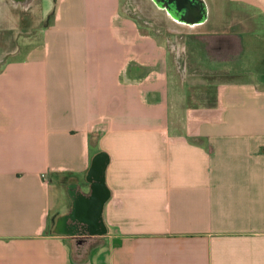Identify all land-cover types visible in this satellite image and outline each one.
Listing matches in <instances>:
<instances>
[{"label": "crops", "instance_id": "obj_1", "mask_svg": "<svg viewBox=\"0 0 264 264\" xmlns=\"http://www.w3.org/2000/svg\"><path fill=\"white\" fill-rule=\"evenodd\" d=\"M201 1L183 75L121 0L0 56V264H264V0Z\"/></svg>", "mask_w": 264, "mask_h": 264}, {"label": "rangeland", "instance_id": "obj_2", "mask_svg": "<svg viewBox=\"0 0 264 264\" xmlns=\"http://www.w3.org/2000/svg\"><path fill=\"white\" fill-rule=\"evenodd\" d=\"M153 3L151 0H121L120 15L127 19L129 28L131 27L140 34L155 33L160 35L162 42L169 49L171 58L178 60L175 62L177 72L183 75L185 57L187 56L184 52L186 49L184 37L188 35L186 31L195 28ZM0 4L6 5L0 11V56L13 50L21 41L20 38L23 34H28L32 38L30 43L37 44L39 33L50 27L59 16V5L55 9L54 0H52L50 10L45 14H43L40 0H31L16 8L11 6L9 0L4 3L0 2ZM13 16L17 18L16 26L10 24L14 19ZM168 18L173 23L169 22Z\"/></svg>", "mask_w": 264, "mask_h": 264}, {"label": "water", "instance_id": "obj_3", "mask_svg": "<svg viewBox=\"0 0 264 264\" xmlns=\"http://www.w3.org/2000/svg\"><path fill=\"white\" fill-rule=\"evenodd\" d=\"M24 5L31 0H13ZM157 6L169 11L185 23H198L206 17V8L201 0H153Z\"/></svg>", "mask_w": 264, "mask_h": 264}, {"label": "bare ground", "instance_id": "obj_4", "mask_svg": "<svg viewBox=\"0 0 264 264\" xmlns=\"http://www.w3.org/2000/svg\"><path fill=\"white\" fill-rule=\"evenodd\" d=\"M6 1V0H5ZM4 0H0V2H5ZM9 2H10V4H11V6L12 7H14V8H16L18 5H21V4H18L17 2H14L13 0H9ZM51 4H52V2H51V0H42V10H43V14H45V13H47L49 10H50V8H51ZM3 6H5L6 7V5L5 4H0V11H1V9L3 8ZM9 7V6H8ZM1 14V13H0ZM15 16H13V18H14ZM12 18V19H13ZM168 20H169V22H171V23H173V21L171 20V19H169L168 18ZM10 24L11 25H14V23H13V21H11L10 22Z\"/></svg>", "mask_w": 264, "mask_h": 264}, {"label": "trees", "instance_id": "obj_5", "mask_svg": "<svg viewBox=\"0 0 264 264\" xmlns=\"http://www.w3.org/2000/svg\"><path fill=\"white\" fill-rule=\"evenodd\" d=\"M59 1L60 0H54V8L56 9V7L59 5Z\"/></svg>", "mask_w": 264, "mask_h": 264}, {"label": "flooded vegetation", "instance_id": "obj_6", "mask_svg": "<svg viewBox=\"0 0 264 264\" xmlns=\"http://www.w3.org/2000/svg\"><path fill=\"white\" fill-rule=\"evenodd\" d=\"M151 2L153 3L154 1L151 0ZM153 4H156L155 2Z\"/></svg>", "mask_w": 264, "mask_h": 264}]
</instances>
